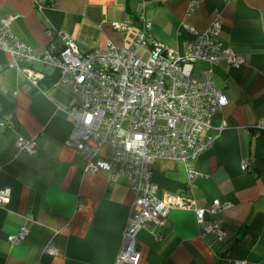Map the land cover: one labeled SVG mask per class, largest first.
<instances>
[{"label": "crops", "instance_id": "obj_1", "mask_svg": "<svg viewBox=\"0 0 264 264\" xmlns=\"http://www.w3.org/2000/svg\"><path fill=\"white\" fill-rule=\"evenodd\" d=\"M5 17H14L13 34L36 53L61 48L63 34L82 51L130 46L142 19L151 23L153 41L181 53L194 31L219 18L215 42L222 54L231 49L245 61L237 67L222 59L215 70V86L228 104L213 127L226 124L194 163V205L171 208L160 226L139 232V264H264V130L256 128L264 118V0H54L44 9L35 0H0V27ZM12 59L0 47V191H10V201L0 204V264H115L134 210L127 180L112 183L109 172L88 170L66 144L74 128L69 110L80 100L58 83V71L19 60L44 72L39 90ZM19 136L34 140L37 153L18 147ZM152 170L160 197L188 195L182 163L155 159ZM215 199L231 204L204 217L221 221L222 241L205 232L194 209ZM24 225L26 239L9 242ZM49 244L54 255L46 252Z\"/></svg>", "mask_w": 264, "mask_h": 264}, {"label": "built area", "instance_id": "obj_2", "mask_svg": "<svg viewBox=\"0 0 264 264\" xmlns=\"http://www.w3.org/2000/svg\"><path fill=\"white\" fill-rule=\"evenodd\" d=\"M35 3L39 9H44L52 6L54 0L42 3L35 0ZM13 19L3 18L0 27V47L13 58L10 65L23 71L32 86L39 90L44 72L30 65L24 68L19 60L55 68L58 83L76 93L80 100L69 110L74 128L66 144L80 152L88 170L109 172L112 183L122 177L127 180L134 194V210L115 264H139V232L151 223L160 226L171 208L194 205L199 176L194 163L214 145L226 124L213 127L214 117L228 104L227 97L215 86L216 67L222 59L238 67L245 62L244 58L236 56L231 49L222 54L215 42L222 29L219 18L207 30L194 31V38L184 44L181 53L153 41L149 21L137 31L130 46L109 43L105 48L82 51L69 34H63L61 48L53 45L36 53L13 34ZM113 26L131 27L118 22ZM198 64L203 67L196 71ZM256 128L264 130V118ZM16 144L28 153H37L34 140L19 136ZM105 145L111 150L103 154ZM155 159L183 164L188 195H158L152 173ZM242 167L246 169L248 164ZM9 201L10 191L1 190L0 204ZM230 206L215 199L210 206L194 208L198 221L205 225V232L214 231L220 241L226 234L220 227L221 221L205 223L204 217ZM28 233L29 228L24 225L8 235V241L21 243ZM46 252L54 255L56 251L49 244ZM234 264L248 263L236 261Z\"/></svg>", "mask_w": 264, "mask_h": 264}, {"label": "trees", "instance_id": "obj_3", "mask_svg": "<svg viewBox=\"0 0 264 264\" xmlns=\"http://www.w3.org/2000/svg\"><path fill=\"white\" fill-rule=\"evenodd\" d=\"M137 22H138V21H137ZM145 22H146V21H145L144 19L140 20V21H139L138 28H139V29L144 28V24H145ZM29 83H30V82H29ZM30 84H31V83H30ZM31 85H32V84H31Z\"/></svg>", "mask_w": 264, "mask_h": 264}, {"label": "rangeland", "instance_id": "obj_4", "mask_svg": "<svg viewBox=\"0 0 264 264\" xmlns=\"http://www.w3.org/2000/svg\"><path fill=\"white\" fill-rule=\"evenodd\" d=\"M200 66V67H199ZM198 67L199 68H201V65L200 64H198ZM76 94V93H75ZM77 95V94H76ZM109 149V151L111 150V147L109 146V145H105L104 147H103V151L105 152V151H107ZM102 151V153L104 154V152Z\"/></svg>", "mask_w": 264, "mask_h": 264}]
</instances>
